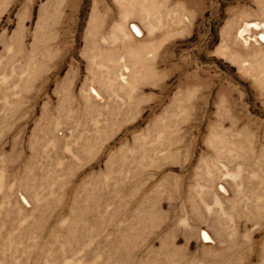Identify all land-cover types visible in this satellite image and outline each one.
<instances>
[{
	"label": "rangeland",
	"instance_id": "1",
	"mask_svg": "<svg viewBox=\"0 0 264 264\" xmlns=\"http://www.w3.org/2000/svg\"><path fill=\"white\" fill-rule=\"evenodd\" d=\"M0 264H264V0H0Z\"/></svg>",
	"mask_w": 264,
	"mask_h": 264
},
{
	"label": "bare ground",
	"instance_id": "2",
	"mask_svg": "<svg viewBox=\"0 0 264 264\" xmlns=\"http://www.w3.org/2000/svg\"><path fill=\"white\" fill-rule=\"evenodd\" d=\"M138 32V31H137Z\"/></svg>",
	"mask_w": 264,
	"mask_h": 264
}]
</instances>
